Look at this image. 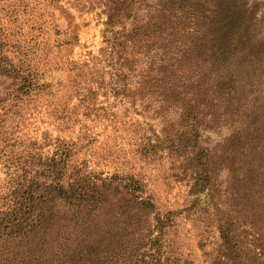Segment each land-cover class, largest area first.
I'll return each instance as SVG.
<instances>
[{
  "label": "trees",
  "instance_id": "obj_1",
  "mask_svg": "<svg viewBox=\"0 0 264 264\" xmlns=\"http://www.w3.org/2000/svg\"><path fill=\"white\" fill-rule=\"evenodd\" d=\"M152 1L158 20L142 25V0H108L110 26L125 25L128 18L133 24L123 35L113 33L116 91L126 96L142 95V86L146 94L160 91L165 109L177 111L179 119L162 130L163 139L192 176L191 193L207 190L215 203L220 241L209 253L211 264H264V178L259 182L264 170L256 171L253 119L241 113L242 97H224L227 89L235 93L239 82L234 76L226 81V64L221 65L232 52L231 69H238L239 30L231 29L224 45H209L204 35L217 20L211 4L197 2L199 17L190 21L189 0ZM142 30L156 48L135 73L138 57L132 51L142 54ZM214 31L217 38L226 34ZM5 57L0 73L17 82L18 92L41 88L31 71L5 63ZM4 108L0 133L13 107ZM69 152L34 151L24 164L19 161L23 172L13 177L14 204L0 211V264H196L171 250L166 235L178 212L158 211L142 179L102 177L79 168L68 173Z\"/></svg>",
  "mask_w": 264,
  "mask_h": 264
},
{
  "label": "rangeland",
  "instance_id": "obj_2",
  "mask_svg": "<svg viewBox=\"0 0 264 264\" xmlns=\"http://www.w3.org/2000/svg\"><path fill=\"white\" fill-rule=\"evenodd\" d=\"M199 1L187 4L190 21L199 17ZM202 1L211 4L217 19L204 35L209 45H224L230 30H239L235 49H242L243 54L238 55V69H231L236 58L232 52L222 57L221 64H226V81L234 76L239 82L236 92L227 89L224 97H242L240 111L253 119V157L256 171L261 173L264 0ZM154 4L142 0V11H136L142 25L158 20ZM110 7L108 0H0V57L31 71L41 84L28 93L18 92L17 82L0 73V111L13 107L0 133V211L14 204L13 177L23 172L19 161L24 164L34 151L43 156L70 151L68 173L79 168L102 177L132 175L142 179L145 195L152 197L158 211L178 212L166 235L171 250L196 264H211L209 253L220 241L215 203L207 190L191 193L193 178L183 170L184 161L166 148L162 130L177 123L179 115L165 109L161 92L146 94L148 90L142 86V95L117 93L120 83L114 68L113 33L123 35L133 24L128 18L125 25L110 26ZM207 15L210 23L212 14ZM216 29L225 36L217 38ZM149 34L142 30V54L132 51L138 57L135 73L141 67L143 70L156 48ZM213 137L219 138L217 134ZM263 178L259 177V182ZM68 181L65 177L62 184Z\"/></svg>",
  "mask_w": 264,
  "mask_h": 264
}]
</instances>
